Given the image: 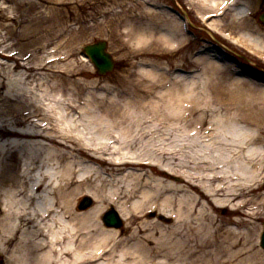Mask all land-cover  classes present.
Segmentation results:
<instances>
[{
	"label": "bare ground",
	"instance_id": "6f19581e",
	"mask_svg": "<svg viewBox=\"0 0 264 264\" xmlns=\"http://www.w3.org/2000/svg\"><path fill=\"white\" fill-rule=\"evenodd\" d=\"M7 1L17 0H2L6 18ZM106 1L141 9L113 14L135 49L123 63L142 68L137 75L61 67L68 52L41 56L35 34L20 54L8 52L6 34L26 36L23 15L0 35L3 264H264L255 234L264 220V75L233 54L264 63V0H172L217 35L190 72L162 61L189 39L174 8ZM108 208L122 226L105 225Z\"/></svg>",
	"mask_w": 264,
	"mask_h": 264
},
{
	"label": "rangeland",
	"instance_id": "374dc122",
	"mask_svg": "<svg viewBox=\"0 0 264 264\" xmlns=\"http://www.w3.org/2000/svg\"><path fill=\"white\" fill-rule=\"evenodd\" d=\"M19 2L34 4L36 3V0L6 2L8 5V18L0 15V35H4L8 32V29H11L15 23V16L23 15L26 20L25 23L22 24L24 26V33L26 34L25 38H19L16 34L12 36L6 34L8 38V52L16 51L17 54H20L23 47L22 44L27 43L29 37L36 35V39L39 41V46L45 47L43 52L40 53L41 56L47 57L51 53L65 55V53L68 52L64 63L65 65L61 67L80 68L81 70L86 71L89 76L101 77V79L107 77H119L124 75V71L129 70L134 72V75H137L140 70L143 71V69H139L137 65L128 66L123 63L127 52L133 53L135 52V49L132 41H127V38L122 34V27L120 26L118 29L114 27L118 21L117 15H113L115 12L119 13L125 9V12H123L124 17H130L141 12L137 2L106 0H43V6L32 12H26L25 9L28 8V5H23L22 7V5H18ZM1 3L2 0H0V4ZM176 3L180 6L182 5L184 10L188 12V16L192 21L193 26L189 27L191 33L186 34L189 38L186 46L181 50H179L180 48H175L171 51H166L167 56L162 61L173 64V69L178 68L182 71L190 72L197 68L196 65L191 62V58L195 57L194 55L199 48L210 42L212 45L218 44L205 33V30H203L206 29L204 23H202L201 19L196 15L195 10L191 9V6L188 5V3L184 1H178ZM158 4L174 8L177 13L174 15L176 17L181 15V17L183 16L185 19V16L182 15L179 7H177L172 0H159ZM261 15H264V8H262L257 14V20L260 23ZM183 23L188 25L186 19L183 22L181 21V24ZM21 28V26L17 27V31H20ZM212 34L214 37H217L213 31ZM96 42H105L106 51L110 54L115 63L112 72L104 76H99L96 70L84 60L85 58L82 47ZM224 44L229 48L232 47L229 43L227 44V42ZM18 50H20V52H18ZM234 52L235 53L233 54L236 55L237 59L249 63V68L251 70L254 71L256 69V72L264 75V63H262V61L250 62L241 57L243 54L236 50H234ZM138 60H140V58H132L130 61L136 64ZM59 65H62V63ZM76 80L87 81L88 79L77 77ZM84 204L89 205L90 202L85 200ZM109 210H111V208L107 209V211ZM263 223L264 220L258 223L259 229L255 232L259 242ZM3 263V258L0 257V264Z\"/></svg>",
	"mask_w": 264,
	"mask_h": 264
},
{
	"label": "water",
	"instance_id": "95a60500",
	"mask_svg": "<svg viewBox=\"0 0 264 264\" xmlns=\"http://www.w3.org/2000/svg\"><path fill=\"white\" fill-rule=\"evenodd\" d=\"M261 21L264 23L263 17H261ZM84 50L88 54L95 68L100 74L105 75L106 73L112 71L114 63L110 55L105 52L104 42H98L93 45H88L84 47ZM81 207L84 208L86 206L84 204H81ZM103 220L109 226H120V221L113 211L108 212L104 216ZM261 245L264 248V232L261 236Z\"/></svg>",
	"mask_w": 264,
	"mask_h": 264
}]
</instances>
